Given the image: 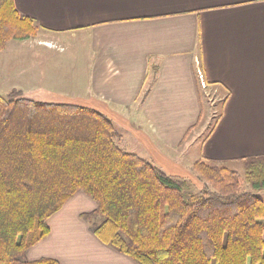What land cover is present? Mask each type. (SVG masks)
Returning <instances> with one entry per match:
<instances>
[{
  "label": "crops",
  "instance_id": "crops-1",
  "mask_svg": "<svg viewBox=\"0 0 264 264\" xmlns=\"http://www.w3.org/2000/svg\"><path fill=\"white\" fill-rule=\"evenodd\" d=\"M14 3L50 35L46 43L77 34L79 42L88 43L80 67L86 76L82 87L71 90L69 77L59 74L56 79L55 72L41 77L33 70L31 81L47 92L34 87L40 93L30 98L100 111L117 127L121 147L135 150L130 152L167 174L190 179L197 188L203 184L192 171L196 160L233 163L264 154V0ZM52 54L46 52L45 62L34 64L38 70L45 64L72 66L67 56L55 60ZM199 68L206 82L216 83L208 88L220 90V101L225 100L211 130L196 145L208 101ZM23 74L15 72L17 78L24 79ZM95 206L83 193L75 194L49 218L50 234L28 251V259L137 264L90 232L80 214Z\"/></svg>",
  "mask_w": 264,
  "mask_h": 264
},
{
  "label": "trees",
  "instance_id": "trees-1",
  "mask_svg": "<svg viewBox=\"0 0 264 264\" xmlns=\"http://www.w3.org/2000/svg\"><path fill=\"white\" fill-rule=\"evenodd\" d=\"M40 29L14 0H0V52ZM119 137L91 107L16 88L0 95V264H60L26 255L77 193L96 204L80 214L90 232L137 264H264V154L240 160L244 176L196 160L197 188L125 150Z\"/></svg>",
  "mask_w": 264,
  "mask_h": 264
},
{
  "label": "rangeland",
  "instance_id": "rangeland-1",
  "mask_svg": "<svg viewBox=\"0 0 264 264\" xmlns=\"http://www.w3.org/2000/svg\"><path fill=\"white\" fill-rule=\"evenodd\" d=\"M49 36L50 35L47 32H43L40 29L37 35L33 38L22 41L12 40L6 44L4 50L0 52V95L7 96V94L15 88L21 90L27 97H29V95L36 96L38 93H40L35 90L36 88H41L44 90V92H47L45 86L41 84L36 85L31 81L30 73L33 70H35L36 72H40L41 77L44 75L48 76L53 72L58 73L55 75L56 79L60 77L59 74L64 75L63 77L65 80L69 77L71 81V90H78L79 87L83 86V79L85 80L86 76L84 74H80V71L82 72L80 67H83L84 65L82 56L86 57L88 45L87 41L83 40L79 42V35L77 34L78 37H71L72 35L67 36L65 38L66 40L63 42L46 43L44 40L49 38ZM64 45H66L67 48H65ZM79 49L82 50V55H79ZM70 51H72L71 54H68ZM46 52L48 53V55L53 52L52 55L55 60H57V58H55V56L57 55L61 57L67 56L69 58V61L72 63V66L66 65L60 69L55 65L49 67L48 64H45L38 70V65L36 66L34 64L40 62L44 63ZM80 56L82 58H80ZM49 61L52 60H47V62ZM16 71H19L20 75L24 72V79H22L21 77L17 78L15 76ZM220 92V90L214 88H207V91L205 92L208 101L205 102L204 108L202 107V119L199 124V128H201L200 133L197 140L193 142L196 145L200 143V141L209 133L216 121L215 119L221 109L220 96L222 94L220 95ZM67 93L68 95H74L75 92ZM210 164L218 167H227L229 169L236 170L241 174V176H244L240 161L233 163H216L211 161ZM243 188L248 189L246 183L243 184ZM258 196L261 199H264V191L258 193Z\"/></svg>",
  "mask_w": 264,
  "mask_h": 264
},
{
  "label": "built area",
  "instance_id": "built-area-1",
  "mask_svg": "<svg viewBox=\"0 0 264 264\" xmlns=\"http://www.w3.org/2000/svg\"><path fill=\"white\" fill-rule=\"evenodd\" d=\"M197 75L200 80L201 86L204 88L205 87L204 76H203V72L200 69L197 70Z\"/></svg>",
  "mask_w": 264,
  "mask_h": 264
}]
</instances>
